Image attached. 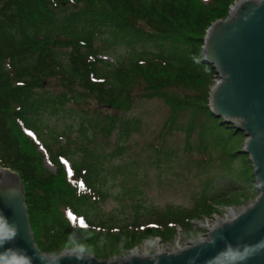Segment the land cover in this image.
<instances>
[{"label": "trees", "instance_id": "1", "mask_svg": "<svg viewBox=\"0 0 264 264\" xmlns=\"http://www.w3.org/2000/svg\"><path fill=\"white\" fill-rule=\"evenodd\" d=\"M232 1L0 0V166L20 176L30 226L41 250L58 255L71 247L109 257L143 237L169 238L171 225L187 226L193 217L210 212L209 198L223 195L207 190L194 208L168 206L155 220L147 218L141 224V215L150 217L152 212L141 213L144 207L140 204L134 206L130 223L121 227L113 225L110 215L99 217L94 212V203L104 195L96 182L99 175L72 162L67 173L59 160L68 156L69 149L59 147L52 152L54 141L44 133L50 123L46 118L54 117L68 125L78 123L85 134L89 129L84 124L92 119L97 130L110 134L117 116H109L102 125L95 117L79 114L72 119L67 113L69 101L84 100L87 94L98 103L126 111L132 105L130 88L142 79L147 98L161 97L169 105L168 130L182 111L193 108L194 116L202 112L200 151L204 156L215 149L221 151V161L230 171L222 178L227 183L236 187L251 183L253 166L240 148L242 133L221 123L208 106V88L216 71L199 60L206 30L213 21L227 16ZM101 36L108 41L97 47L94 40ZM118 47L126 49V57L118 54ZM114 52L118 54L114 62L99 57ZM47 78H54L64 89L48 90ZM179 85L194 88L203 97H180L164 90ZM138 127L136 119L123 120L120 138L126 139ZM29 132L43 141L54 173L43 168L42 155ZM122 150L103 157L109 161ZM185 150L191 151V147ZM171 156L165 153L167 160ZM217 184L215 181L212 188ZM68 209L83 216L87 225L71 222L66 217Z\"/></svg>", "mask_w": 264, "mask_h": 264}, {"label": "rangeland", "instance_id": "2", "mask_svg": "<svg viewBox=\"0 0 264 264\" xmlns=\"http://www.w3.org/2000/svg\"><path fill=\"white\" fill-rule=\"evenodd\" d=\"M239 1L242 0H233L228 7V12L231 6ZM107 41L106 36L96 37L94 45L97 47L103 46V42ZM122 48L118 47L117 52L119 55L124 54L126 57L127 51ZM115 53L113 55H101V57L114 62L113 59L118 57L116 56L118 54ZM201 53L202 48L199 60L202 57ZM45 81L47 89L50 91L61 92L64 89L54 81V78H47ZM212 81L208 88V101L211 88L219 81L217 73L213 75ZM145 85V82L140 79L130 88L132 105L126 111L98 103L97 99L90 94H87L84 100L69 101L66 104L67 113L71 115L72 119L77 118L79 114H84L95 117L102 125H105L109 120V116H117L116 128L110 134H103L100 130H97V126L92 119L84 124L89 129L88 134H85L78 123L73 126L54 117L46 118L50 123L44 133H47L48 137L51 136L54 141L51 146L52 152L59 147L68 148L70 153L67 157L73 164L77 167L84 165L89 172L99 175L96 182L104 195L94 203L95 214L103 219L110 215L114 218L115 224L113 225L121 227L123 224L130 223L136 212L134 206L140 204L144 207L141 213L146 214L147 209L152 212L149 215L150 217L141 215L143 217L139 221L141 224L147 218L155 220L168 206L184 209L194 208L196 200L210 189H215L213 193H217V195L222 193L225 197H228V200H225L222 196V204L217 206L223 207L227 204H234L236 207L240 205L249 206L259 193L254 177L251 183H246L241 190L233 183H227L226 180L222 179L226 178L225 175H229L230 171L226 169L221 161L222 153L220 150L210 151L207 156H204L200 151L202 142L199 137L200 125L205 118L202 112L198 116H194L193 108L182 111L179 113L173 128L168 130L165 122L170 114L169 105L161 97L147 98L145 96L147 92ZM164 90L180 97L196 94L203 97L194 88L183 85L169 86ZM126 119L138 120L139 127L136 131L131 132L126 139L122 140L119 125ZM190 121H193L192 126H190ZM227 125L233 128L230 124ZM242 139L244 143L246 139L244 133H242ZM243 143L240 148H242ZM188 145L191 147V151L187 152L185 148ZM82 146L87 148H80ZM120 147H123V150L118 156L113 157L111 155L109 161L104 159L103 156L108 157ZM37 152L41 154L38 150ZM166 152L172 154L170 160L166 159ZM45 155L47 157V154ZM42 162L45 170L55 172V167L45 162L43 157ZM117 168H120V171L117 172ZM218 179L222 180L218 181ZM215 181H217L216 186L218 187L212 188L214 186L211 185ZM212 201L213 204H216L220 200L213 199ZM202 216H196L192 220L196 221ZM78 223L81 227L85 226V221L82 219ZM181 228L182 234L179 233V228L173 229V226H171V235L167 238V241H171L168 242L171 244L167 245L168 251L176 249L172 244L174 241L182 246L192 245L205 236L207 231L204 223L203 225H197L189 222L187 226H181ZM179 237L182 238L178 239ZM155 238L156 236L150 237V240L154 241ZM147 239V237H143L135 245L123 247L109 257H97L92 252L85 254L103 260H122V256L134 246L138 248L139 253L147 250L150 255H153L159 246H157V243L146 245ZM65 250L82 252L71 247L64 248L63 251Z\"/></svg>", "mask_w": 264, "mask_h": 264}, {"label": "water", "instance_id": "3", "mask_svg": "<svg viewBox=\"0 0 264 264\" xmlns=\"http://www.w3.org/2000/svg\"><path fill=\"white\" fill-rule=\"evenodd\" d=\"M235 15L216 19L203 37L200 62L219 81L209 108L246 139L259 193L236 218L212 229L209 239L178 252L103 260L75 250L50 255L39 249L17 172L0 166V264H264V0H242ZM206 47V48H205Z\"/></svg>", "mask_w": 264, "mask_h": 264}, {"label": "built area", "instance_id": "4", "mask_svg": "<svg viewBox=\"0 0 264 264\" xmlns=\"http://www.w3.org/2000/svg\"><path fill=\"white\" fill-rule=\"evenodd\" d=\"M226 199L228 200V197H226ZM217 205H220V204H213L214 208H213L211 214L203 215L202 217L196 219V221H193V220L191 221V223H195L197 225H199V224L203 225V223H204L206 225V228H207L206 235L203 236L202 238H200L199 240H197V242L208 240L210 232L212 231L213 228H215L221 222L231 221L232 219L236 218L241 212H243L246 209L245 208L246 205L245 206L240 205L238 207H236V205H234V204H230V205L227 204V205H224L223 207H220ZM212 216H216L218 218V220H216V221H218L217 223L213 224V223L208 222V218H211ZM210 225H212V227H209ZM177 228H179V233L182 234V232H181L182 228L179 225H176V229ZM181 238L182 237H179L178 239H181ZM168 242H171V241L162 240L160 237H156L154 241L147 239L146 245H148L149 243H157V246H159V247L155 251V253H161V252L170 253V252H175V251H178L179 249L187 248V247L191 246V244L182 246V245H179L177 243V241H174L172 244L175 246L176 249L173 251H168L167 245L171 244ZM197 242H194V243H197ZM133 254L134 255H149V252L147 250H145V251H142L139 253L138 248L133 247V248L129 249L127 251V253L122 256V258H126L127 256H130Z\"/></svg>", "mask_w": 264, "mask_h": 264}, {"label": "bare ground", "instance_id": "5", "mask_svg": "<svg viewBox=\"0 0 264 264\" xmlns=\"http://www.w3.org/2000/svg\"><path fill=\"white\" fill-rule=\"evenodd\" d=\"M258 1V0H257ZM239 6V3H235L233 6H231V8H230V14L231 15H235L236 13H237V11H238V7ZM206 48V47H205ZM246 184L245 183H242L241 184V186L239 187V189H243V186H245ZM235 190V189H234ZM223 197H225L224 195H222ZM226 198V197H225ZM255 200V199H254ZM254 200H253V202H254ZM252 202V203H253ZM251 203V204H252ZM250 204V205H251ZM249 205V206H250ZM246 207H247V205H246ZM245 207V208H246ZM216 220H218V218L216 217V216H212L211 218H208V222L209 223H213V224H215V223H217L218 221H216ZM204 226H206L205 224H204ZM209 227H212V225H210ZM182 249H185V248H182ZM182 249H179L178 251H180V250H182ZM178 251H175V252H178ZM134 255V254H133Z\"/></svg>", "mask_w": 264, "mask_h": 264}]
</instances>
